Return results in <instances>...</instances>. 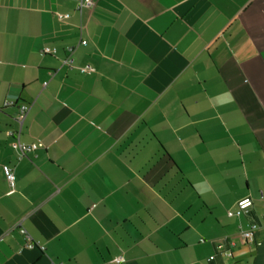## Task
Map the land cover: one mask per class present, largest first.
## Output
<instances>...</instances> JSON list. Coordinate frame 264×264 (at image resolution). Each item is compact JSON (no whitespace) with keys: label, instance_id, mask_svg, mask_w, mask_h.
Instances as JSON below:
<instances>
[{"label":"crops","instance_id":"1","mask_svg":"<svg viewBox=\"0 0 264 264\" xmlns=\"http://www.w3.org/2000/svg\"><path fill=\"white\" fill-rule=\"evenodd\" d=\"M91 1L0 0V264H264V0Z\"/></svg>","mask_w":264,"mask_h":264},{"label":"built area","instance_id":"2","mask_svg":"<svg viewBox=\"0 0 264 264\" xmlns=\"http://www.w3.org/2000/svg\"><path fill=\"white\" fill-rule=\"evenodd\" d=\"M76 1L78 4V8H82L85 5H90L92 2L91 0H76ZM57 16L59 18H66V17H69V14L68 13H66V14L57 13ZM82 43L86 44V41L83 40ZM44 51H45V53H53L54 49L49 48V47H45ZM64 62L67 65L72 66L73 60L71 58H67L64 60ZM91 69L92 68L90 66L80 68V70L82 72L90 71ZM28 108H29V106L27 104L20 105L19 115H18V118L20 121L23 120L24 115L27 112ZM20 149H21L22 154H25L26 152H29V151L36 149V145L35 144H31V145L20 144ZM5 173H6L7 180L13 186L14 185L13 171L9 167H5ZM253 206H254V200L252 197H249V196L243 197L237 201L236 208L234 210L228 211V214H229V216L249 215ZM262 206L264 208V194L262 195ZM258 227H259L258 223L255 220H252L249 223V226L247 229H242L240 231L241 239L247 244L252 243L254 241V232ZM20 232L26 238V244H25L26 247L34 248V247L38 246L41 250L44 249V246H40L37 243H35L34 241H32L31 237L29 236V234L27 233L25 228L20 227ZM225 254L230 255L231 252H225ZM210 259H213V256H211ZM122 261H123V257L119 256V257L115 258L113 261L109 262L108 264H120Z\"/></svg>","mask_w":264,"mask_h":264}]
</instances>
